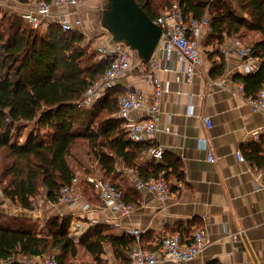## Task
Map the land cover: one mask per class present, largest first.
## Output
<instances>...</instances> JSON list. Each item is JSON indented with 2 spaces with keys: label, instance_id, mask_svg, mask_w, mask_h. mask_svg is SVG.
Here are the masks:
<instances>
[{
  "label": "crops",
  "instance_id": "obj_1",
  "mask_svg": "<svg viewBox=\"0 0 264 264\" xmlns=\"http://www.w3.org/2000/svg\"><path fill=\"white\" fill-rule=\"evenodd\" d=\"M9 1H12L8 5L13 9L11 12L20 14L33 7L36 0L28 3ZM109 3L110 0H82L78 6L54 7L53 12L64 14L72 22L82 19L83 33L88 40L94 41V47H98L115 43L113 33L104 23ZM233 3L237 7V1L233 0ZM210 35L211 32L203 29L201 64L190 81L182 71L179 57L156 54L155 58L161 64L157 70L160 81L163 85L169 83L160 103V124L170 126L171 131H159L141 144L164 147L162 161L152 157L148 147L137 157L136 166L118 164L115 172L108 174L91 154L95 158L93 167H79L76 173L81 177L83 194L75 204L51 203L57 210L49 214L51 216L46 211L41 216L36 210L24 215L46 222L50 217L63 216L64 211L71 212L75 220L70 235L77 242L95 224L106 225L119 236H133L132 229H141V242L148 249L155 247L165 234L181 232L190 236L196 229L204 228L208 244L196 258L183 264H264V187L256 179L259 174L264 175V170L250 162L245 152L250 142H260L263 138H252L251 131L264 125V112L253 111L248 103L250 94L245 82L239 78L240 74L248 75L244 73L243 58L236 51H223L227 41L241 38L252 44L261 38V34L243 30L240 36L226 37L218 47L205 43ZM220 55L225 62L222 73L216 68ZM131 56L132 69L111 88L151 97L154 87L143 70L147 63L142 64L145 61L135 50H131ZM103 78L92 88L101 89ZM240 83H244V91L238 90ZM111 88L98 90L93 102L104 97ZM131 117L147 119L149 110L133 109ZM206 117L211 119V125ZM238 151L245 160H240ZM209 153L213 155V161L209 159ZM156 163L163 164L158 176L165 177L171 185L165 200L136 186L138 177L155 179L152 172ZM140 170H145V175H141ZM85 174H97L111 180L123 190L128 201L138 204L137 209L129 216L114 218L99 194L86 182ZM233 235L237 236L236 240ZM86 256L92 261L89 254ZM15 258V264H37L35 258L28 262L22 254ZM104 259L110 264L126 263L116 256L110 242L105 245Z\"/></svg>",
  "mask_w": 264,
  "mask_h": 264
},
{
  "label": "trees",
  "instance_id": "obj_2",
  "mask_svg": "<svg viewBox=\"0 0 264 264\" xmlns=\"http://www.w3.org/2000/svg\"><path fill=\"white\" fill-rule=\"evenodd\" d=\"M137 1L155 19L176 0ZM178 1L188 22L209 15L212 31L207 44L218 47L226 37L240 36L243 30L261 34L252 44L263 63L257 72L239 78L250 95L262 89L264 0H236L237 7L233 0ZM109 64L83 32L64 30L58 22L29 27L19 13L0 9V177L2 193L22 208L33 210V201L43 188L46 199L57 202L62 186L76 174L70 160L80 142L108 174L118 164L136 166L139 154L149 147L129 139L124 121L115 115L124 93L121 89H108L90 106L82 103ZM224 65L220 55L219 73ZM245 152L250 162L264 170V136L260 142H250ZM162 168L163 164H154L155 179ZM144 171L140 170L141 175ZM72 218L53 216L42 227L33 217L0 211V260L18 254L26 258L46 255L59 264H70L81 244L95 264H102L110 242L116 256L129 262L135 237L119 236L108 226L95 224L77 242L70 235Z\"/></svg>",
  "mask_w": 264,
  "mask_h": 264
},
{
  "label": "built area",
  "instance_id": "obj_3",
  "mask_svg": "<svg viewBox=\"0 0 264 264\" xmlns=\"http://www.w3.org/2000/svg\"><path fill=\"white\" fill-rule=\"evenodd\" d=\"M81 3L82 0H36L33 7L26 8L20 15L29 27L37 28L47 26L51 22H58L64 30L84 32L82 19L78 18L72 22L64 14H54L53 12L54 7L61 5L78 6ZM153 21L162 28V35L151 59L142 64L147 63L143 70L145 76L153 85L154 92L151 97H143L135 92L122 94L119 98L117 111V116L125 122L129 139L138 143L149 141V138L159 131H171L170 126H161L160 124V103L164 92L169 89V83L163 85L160 81L157 70L161 68V64L155 58L156 54L162 53L163 56L168 58L172 54L179 57L183 64L182 71L185 73L187 80L190 81L196 73V67L201 64L203 29H207L209 32L212 31L209 15L202 21L193 19L188 22L178 0L174 1L169 8ZM253 48V44L245 43L241 38H234L224 44L223 51L226 53L236 51L243 58L244 73L250 74L257 72L263 63L262 59L254 54ZM97 49L103 58L110 61L101 82V89L111 88L132 69L131 49L125 42L99 45ZM244 88V83L238 85V90L244 91ZM98 90L88 89L82 103L86 106L91 105L93 100L97 98ZM248 103L253 111L264 112V87L256 94L249 95ZM136 108L148 109L150 117L140 120L133 119L131 112ZM205 119L211 125V119L209 117ZM251 136L256 140L263 137L264 125L252 129ZM148 152L156 160H163L164 147L161 145L151 144ZM237 154L240 160H245L242 152L238 151ZM209 159L214 160L211 153H209ZM84 177L86 182L99 194L114 218L121 219L129 216L137 209L138 204L128 201L123 190L111 180L97 174H85ZM256 179L259 185L264 187V175L261 173ZM80 182L81 177L75 174L70 183L62 186L56 203L75 204L83 194ZM136 186L139 189H148L154 192L161 200H165L171 192V185L165 177L148 180L138 177ZM131 233L135 237V244L130 251L129 262L114 264H183L196 258L208 244V235L204 228L196 229L190 236H185L181 232L165 234L153 249L143 246L141 242L143 231L141 229H132ZM233 239L236 240L237 236L233 235ZM33 258L36 259L37 264H59L55 257L46 255L26 258V261L31 262ZM16 261L17 259L12 257L8 260H0V264H14ZM102 264L110 263L104 259Z\"/></svg>",
  "mask_w": 264,
  "mask_h": 264
},
{
  "label": "water",
  "instance_id": "obj_4",
  "mask_svg": "<svg viewBox=\"0 0 264 264\" xmlns=\"http://www.w3.org/2000/svg\"><path fill=\"white\" fill-rule=\"evenodd\" d=\"M104 23L113 42H125L148 62L160 40L162 28L143 10L137 0H110Z\"/></svg>",
  "mask_w": 264,
  "mask_h": 264
},
{
  "label": "rangeland",
  "instance_id": "obj_5",
  "mask_svg": "<svg viewBox=\"0 0 264 264\" xmlns=\"http://www.w3.org/2000/svg\"><path fill=\"white\" fill-rule=\"evenodd\" d=\"M12 1L9 0H0V9L5 12V11H9L11 13V11L13 10L11 6H8L9 3H11ZM96 50L98 51L97 47H95ZM132 50V49H131ZM133 51V50H132ZM99 52V51H98ZM46 131V130H45ZM26 134V133H24ZM45 137H48V133L45 132ZM2 155H0L1 158ZM94 157L91 155V152L89 150V148L87 147L86 144L80 142L79 144H77V146H75L74 150H73V156L71 157V165L72 167L75 169V173H77L79 167H93V162H94ZM3 189V183L1 181V177H0V211H6L7 213H10V215L13 214H30L31 211L36 210L39 211L41 213L42 216V212L47 213V215L57 211L54 210L55 208H53L51 202H49L46 199L45 196V189L43 188L40 192V194L34 199L33 201V210H26L24 208H22L20 206V204H18L17 202L11 200L10 198H8L7 196H5L1 191ZM23 211V212H22ZM30 212V213H29ZM45 213V214H46ZM64 215H72V223H71V227L72 224L75 220L74 215L71 212H66L64 211ZM51 216V215H49ZM38 218V217H37ZM36 219V218H33ZM40 222V221H39ZM45 221H42L39 223V225H44ZM77 240V239H76ZM79 242V240H78ZM79 248V255L77 256V258L73 259L71 262H69L70 264H93L94 262L91 261L90 259L87 260V252L85 249L82 248V246L79 244L78 246Z\"/></svg>",
  "mask_w": 264,
  "mask_h": 264
}]
</instances>
